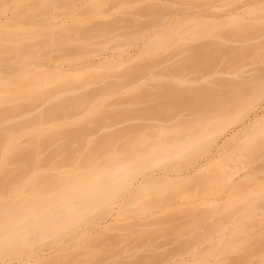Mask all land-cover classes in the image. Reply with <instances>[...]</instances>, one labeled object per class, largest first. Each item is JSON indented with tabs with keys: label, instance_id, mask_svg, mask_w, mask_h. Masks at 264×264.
Wrapping results in <instances>:
<instances>
[{
	"label": "rangeland",
	"instance_id": "rangeland-1",
	"mask_svg": "<svg viewBox=\"0 0 264 264\" xmlns=\"http://www.w3.org/2000/svg\"><path fill=\"white\" fill-rule=\"evenodd\" d=\"M93 1L3 0L0 4V36L9 30L10 21L15 17L23 18V25L31 32L28 36L11 34L8 42L5 43V48L14 52L16 49L27 47L28 52H24L25 57L30 59L29 68L33 65L35 72H38H36L37 76L48 73H60L63 76L88 73L92 66L96 68L95 63L100 57L105 58L111 55L113 60L116 56L114 59L116 63H113L119 66L117 70H110V72L106 70L113 76H110L112 79L89 85H84L79 81L76 84L72 81L75 85L69 84L75 88H73L74 93L77 94L75 98L85 94L89 98L99 97L105 93L109 95L108 103L117 105L121 101L129 100H127L128 95L126 96V89L129 87L138 92L142 88L144 91V89L158 85L147 79L142 80L143 72H139L141 75L135 76L134 80L128 78V81H124L126 78H123L127 77L130 68L138 67L137 64L141 63L137 61V66L132 63L130 67V63L127 64L133 56L136 57L139 54L137 51L142 44L141 38L139 39L141 33L143 35L146 32L148 34V36L145 34L146 37L158 35L168 39L170 45L158 49L156 53H153L155 57L152 55L158 60L157 64L173 56L176 58L182 56L183 49L206 45L209 43L205 38L210 35L208 32L216 27H223L225 31L223 30L221 34L226 36L220 41L225 45V49L232 51L236 59L232 60L233 62L228 64V67L226 63H224L226 67L224 64L219 67L218 72L221 74L213 77L214 82L209 80L211 84L200 78L203 74L197 76L194 74L195 77H188V75L185 80L188 83L181 86L190 88L188 89L190 91L195 87H211L214 89V95H219L220 91L244 90L247 91V97H258L259 99L253 107L244 110L245 116L241 122L232 124L225 130L223 135H226L229 141L222 154L223 159L220 160L222 161L220 166L223 163L225 166L221 167L220 170L223 172L220 176L218 174L214 180L211 179L202 187H197L194 182L185 181L183 183L181 181L177 183L180 187L175 185L176 190L171 187V182L168 184L170 187L163 186L162 192L158 190L155 197L146 200L140 198L129 202L128 191L120 193L111 202L110 207H114L111 208L112 211L109 207L102 205L92 214L94 223L86 228L88 238L96 239L100 235V238L103 237L105 241H59L58 244H49L50 242L46 241L48 245L41 248L44 250L43 253L46 256L52 255V260L59 255L69 254L72 258L70 260L76 261V258L81 256L79 258L84 257V261L91 264H130L129 262L132 261H143V258L155 259V264H162L165 261L169 262L167 264H264V241L259 240L261 236L264 237V217L262 215L264 212V0H126L125 5L120 0H102L103 6L97 15L91 12ZM46 3L50 6L43 9ZM17 4H21L22 7H18ZM147 9L151 11L148 12ZM164 27L170 30L168 29L169 32L161 36L160 33L163 32ZM242 27L245 30L239 33L237 29L240 30ZM30 28L36 30V36H32L33 31ZM46 28H50V31L47 36H43ZM57 32L63 39L57 37ZM195 32L199 35H193ZM136 38L137 43L134 44L133 41ZM166 47L173 49L180 47L179 50H175L183 54L176 56V51L175 54L171 53L172 48ZM109 48L111 49L108 50ZM13 52L0 54L2 69L17 63L18 58ZM239 52L241 53L238 54ZM129 55L130 57H127ZM176 58L173 57V59ZM164 65L165 63L162 67ZM27 82L26 79L21 85L27 87L29 85ZM160 83L165 85L161 81ZM171 86L173 83L168 88L174 90L177 85ZM137 92L133 94L139 96L140 93L137 94ZM72 96L69 99L71 102L69 105L72 108L70 117L76 119L74 122H78L84 115L82 107L77 105L73 99L74 95ZM138 96L135 97L138 98ZM149 104L140 105L139 103L136 108L142 109ZM150 106H153V103ZM134 108L131 107L129 110H134ZM168 111L157 116L156 120L154 118L144 122L142 120V123L140 121L137 123L136 120L131 121L129 117L123 120L121 118L120 121L119 119L114 120L113 115H108L106 117L109 120L104 121V126L109 125L107 126L109 129L106 128L108 132L100 126L99 130L91 135L99 139L103 134L111 135L113 129L115 132L116 130L127 132V129L130 130L136 126L140 128L142 126L144 128L169 127L176 123H173L176 116L190 121L194 118L192 115L196 114L195 111L187 109H177L170 111L171 113ZM32 112H36L35 108ZM59 118L65 117L60 115ZM111 118L113 120H110ZM254 119L260 122L251 124ZM67 120V122H72L71 119ZM112 125L117 128L115 129ZM101 131L104 133L99 135ZM235 131H239L237 136L230 138V134ZM252 134L256 138L251 139V143L246 147L247 140ZM206 141L209 139L202 143ZM218 142H221L220 139ZM201 146V149L193 155L170 157L167 165L148 168L145 173L137 176L134 182L143 179L151 172L172 170L171 173L178 176L187 169L196 168L210 152L215 151L217 142ZM249 173L251 175L244 177ZM149 199H154L155 202L160 201L158 199L162 201L158 204L146 205ZM118 206L121 207V211L118 210ZM168 208H172L173 211ZM154 222L159 225H156V228H150V233L152 232L150 240L139 241L134 236ZM236 226L240 228V232L235 231ZM126 227H132L131 233L135 234L130 235L129 229L124 230ZM90 251L101 254L98 257L103 256L104 260L100 259V261L97 257L95 260L98 259V261H93L92 257L88 256ZM206 253H208L207 256ZM6 260L5 264L21 263L20 259L16 258ZM33 260L30 263H34ZM52 260L47 264L53 262Z\"/></svg>",
	"mask_w": 264,
	"mask_h": 264
},
{
	"label": "bare ground",
	"instance_id": "bare-ground-1",
	"mask_svg": "<svg viewBox=\"0 0 264 264\" xmlns=\"http://www.w3.org/2000/svg\"><path fill=\"white\" fill-rule=\"evenodd\" d=\"M125 1L120 0L123 5H125ZM45 5V8L42 7L43 9L50 6L47 3ZM17 6L22 7L21 4H17ZM102 6V0H94L91 11L93 15H97ZM149 11L151 10L149 9ZM193 17L195 18L194 15ZM23 23L24 19L20 17H15L10 21L9 27H11L0 36V54L13 52L5 48V43L8 42L11 34L22 36L31 34ZM222 28L216 27V29L210 30L208 32L210 35L205 37L209 43L187 50L183 49L184 54L176 51L180 47L177 49L166 47L172 48L171 53L175 54L176 51V56L183 55L178 58L173 56L176 59L167 58L166 61L157 64L158 60L153 58L155 57L153 53L163 46L170 45L168 39L163 36L169 32L170 28L166 27L165 29L164 27L165 32L162 29L163 32L160 35L163 37L155 34L156 36L151 35L153 36L151 38V36L146 37V35L148 36L146 32L143 35L141 33L139 39L141 38L142 44L137 51L139 54L136 57L133 56V58L135 57V59L132 58L134 62L130 59L127 64L130 63V67L132 63L136 65L137 61L141 63L137 64L138 67L127 69V77L123 78L127 79L124 81H128V78L134 80L135 76L141 75L139 72H143L142 80L147 79L158 85L153 88L149 87L150 89L147 90L144 89V91H142L143 88L142 90L138 88L140 89L138 92L129 87L126 89L127 100H129L119 101L120 103L117 105L108 103L109 95H105V93L99 97L89 98L85 94L75 98L77 94L74 93L75 88H72L74 83L83 82L84 85H89L109 80L113 76L106 70L110 72V70H117L119 67L114 64L116 56H113V60L111 55L105 58L100 57L95 63L97 64L96 68L94 69L92 66L93 68L91 67L88 73L70 76L48 73L37 76L38 72H35L33 65L29 68L30 59L25 57L24 52H28L27 47L14 50L18 58L17 63L9 65L5 68L6 70L0 67V264H5L7 258L20 259V264H47L52 260V255L46 256L43 253L44 250L41 249L48 245L46 241H49V244H58L59 241H105L103 237L100 238V235L96 239L88 238L86 228L94 223L92 214L102 205L110 209L114 208L110 207L111 202L120 193L128 191L129 202L137 201L140 198L146 200L155 197L156 192H162L163 186L170 187L168 184L171 182V187L176 190L175 185L179 186L177 183L181 181L183 183L185 181L194 182L197 187H202L211 179L214 180L218 174V176L222 174L223 171L220 169L224 163L220 166L222 162L220 160L223 159L222 154H224L225 146L229 141L223 134L230 125L241 122L245 116L244 110L253 107L259 98L247 97V91L244 90H226L220 91L219 95H214V89L211 87H195L190 91L188 90L190 88L181 86L188 83L185 81L188 75V77H195V75L203 74L200 78L210 83L209 80H213V77L221 74L218 72L219 67L224 63L228 67V64L236 59L232 51L225 49V45L220 41L226 36L221 34L224 30ZM30 29L33 31L32 36H36V30ZM237 30L239 33H243L245 29L242 27ZM49 31L50 28H46L43 31V36H47ZM193 35L199 34L195 32ZM57 37L63 39L58 32ZM133 43H137V38ZM184 43L187 44V42ZM167 52L169 53V51ZM172 60L175 61L172 62ZM164 63L165 65L168 63L166 67L163 66L165 68L162 67ZM168 65L169 67H167ZM159 67L161 68L159 69ZM7 70L9 71L6 72ZM26 79L29 85L24 87L21 84ZM160 81L168 86L161 84ZM172 83L173 86H181L180 89L178 87L176 91L177 86L174 88L175 91L172 90L173 88H168ZM134 92L140 93L139 96L134 95ZM72 95H74L73 99L77 105L82 107L84 115L78 122H74L76 119L70 117L72 108L69 105L71 103L69 99L73 97ZM134 97L135 99L132 101ZM137 99L140 105L153 103V106L149 104L147 107L137 109L136 106L138 107L139 104ZM131 107H135L134 110H129ZM33 108L36 112H32ZM177 109L193 110L196 114L192 115L194 117L192 120L185 121L183 118H177L178 113H175L176 118L174 119L176 120L172 122L176 123L169 127L156 126L154 128L147 127V129L143 126L141 128L136 126L137 128L127 129V132L120 131V129V132L118 130L115 132L113 129L111 135L105 132L108 136L102 132L109 126H104V121L109 120L106 117L108 115H113L114 120L119 119L120 121L121 118L123 120V118L127 117L128 119L129 117L131 121L136 120L139 123L138 121L143 120L144 122L152 118L156 120L158 119L156 117L161 116L160 114L163 112ZM60 115L65 118L60 119ZM112 118L110 120H113ZM67 119H71L72 122H67ZM258 121L260 122V120L254 119L251 124L259 123ZM102 123L103 125H101ZM71 125L75 129L70 127V130L68 126ZM100 126H103L104 130L101 129L102 133H98L104 136L102 135L99 139L93 138L91 134L98 131ZM114 126L112 125V127ZM112 127L110 126V129ZM238 132L231 133L230 138L236 137ZM255 138L256 136L252 134L245 146L247 147L251 143V139ZM207 139L209 141L202 143ZM219 139L221 142H218ZM212 142H217L215 151L210 152L196 168L187 169L178 176H174L171 173L172 170L151 172L143 179L134 182L137 176L145 173L148 168L167 165L170 157L193 155L201 149L202 144L208 146ZM249 175L251 174H246L244 177ZM162 199H158L160 200L158 202L149 199L150 201L146 202V205L158 204ZM177 205L179 204L177 203ZM118 210L121 211V207ZM170 214L172 216V213ZM262 215L264 217V212ZM151 224L146 229L138 231L136 235L134 232L131 233L132 227H126L124 230L129 229L128 233L133 234L139 241H148L152 234L150 228H156L159 225L155 222ZM235 231L240 232V228L236 226ZM259 240L264 241V237L261 236ZM59 254L61 253L59 252ZM59 254L55 253V255ZM55 255L53 254V256ZM89 255L93 261H98L95 258L101 254L90 251ZM207 255L208 253H206ZM43 257H47V259L44 258L47 260L46 262L44 259L42 260ZM70 258L69 254L59 255L54 257L53 262L49 264H91L84 261V257L78 260L76 258V261L70 260ZM100 259H103V256ZM144 259L135 262L131 260L132 262L129 263H156L155 259ZM31 260L34 263H30ZM164 263L169 262L165 261Z\"/></svg>",
	"mask_w": 264,
	"mask_h": 264
}]
</instances>
